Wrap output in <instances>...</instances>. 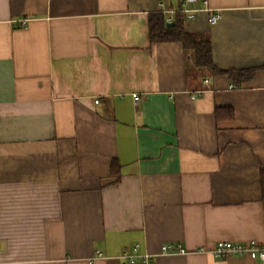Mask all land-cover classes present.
Masks as SVG:
<instances>
[{
	"label": "crops",
	"instance_id": "obj_1",
	"mask_svg": "<svg viewBox=\"0 0 264 264\" xmlns=\"http://www.w3.org/2000/svg\"><path fill=\"white\" fill-rule=\"evenodd\" d=\"M206 1L234 79L151 40L182 0H0V264H260L207 251L264 245V0Z\"/></svg>",
	"mask_w": 264,
	"mask_h": 264
},
{
	"label": "built area",
	"instance_id": "obj_2",
	"mask_svg": "<svg viewBox=\"0 0 264 264\" xmlns=\"http://www.w3.org/2000/svg\"><path fill=\"white\" fill-rule=\"evenodd\" d=\"M181 7L177 10L170 11V20L173 17V13L179 12L185 17V20L193 19L196 15L197 8L193 7L192 5H195L199 3L200 1L204 4L205 8L209 12V22L211 24H214L216 20L220 17V14H218L217 11H213L212 9L208 8V1L206 0H182ZM168 20V21H170ZM207 82V80H205ZM133 99L136 101L139 98V95L137 93L132 94ZM184 251V248L182 245L178 244H172V243H166L162 244L160 248V252L162 253H173V252H182ZM210 253L213 257L216 258H222L224 257H249L257 259L260 264H264V245L260 244L254 240L247 241V242H231V241H218L216 244L209 248L207 251ZM122 259H125L127 261H135L138 258H141L142 260H150V255L148 253H140L139 252V246L137 244H134L131 250H124L122 254L120 255Z\"/></svg>",
	"mask_w": 264,
	"mask_h": 264
},
{
	"label": "trees",
	"instance_id": "obj_3",
	"mask_svg": "<svg viewBox=\"0 0 264 264\" xmlns=\"http://www.w3.org/2000/svg\"><path fill=\"white\" fill-rule=\"evenodd\" d=\"M171 26L166 25L164 18L159 14H153L149 21V36L151 40H179L190 53L196 66L205 67L213 73H225L234 79L237 71L216 70L210 55V43L206 35L197 36L196 34L185 31L182 27L183 16L179 12L174 15ZM230 116L233 114L229 112ZM261 198L264 201V168L260 169Z\"/></svg>",
	"mask_w": 264,
	"mask_h": 264
},
{
	"label": "water",
	"instance_id": "obj_4",
	"mask_svg": "<svg viewBox=\"0 0 264 264\" xmlns=\"http://www.w3.org/2000/svg\"><path fill=\"white\" fill-rule=\"evenodd\" d=\"M169 25V24H168Z\"/></svg>",
	"mask_w": 264,
	"mask_h": 264
}]
</instances>
